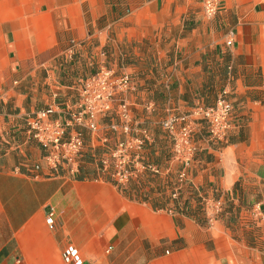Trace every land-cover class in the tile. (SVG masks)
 <instances>
[{"label": "crops", "instance_id": "crops-1", "mask_svg": "<svg viewBox=\"0 0 264 264\" xmlns=\"http://www.w3.org/2000/svg\"><path fill=\"white\" fill-rule=\"evenodd\" d=\"M231 37L229 45L225 39ZM128 72L122 92L142 157L169 171L115 185L93 157L113 111L99 116L74 171L49 172L25 116L74 107L79 79L100 66ZM232 104L225 139L203 142L170 196L177 165L160 121ZM38 163L37 168L33 165ZM203 197L221 210L208 223ZM50 214L52 226L44 217ZM264 264V0H0V264Z\"/></svg>", "mask_w": 264, "mask_h": 264}, {"label": "built area", "instance_id": "built-area-1", "mask_svg": "<svg viewBox=\"0 0 264 264\" xmlns=\"http://www.w3.org/2000/svg\"><path fill=\"white\" fill-rule=\"evenodd\" d=\"M202 12L206 17L212 16L218 7V0H201ZM231 37L224 43L229 45ZM133 87V77L128 72L116 71L108 66H100L94 72L79 79L78 100L74 107H64L59 112L64 117H52L54 106L47 105L25 116L26 133L34 138L42 147V161L49 172L58 166L74 171L85 146V139L78 127L82 126L91 135L99 129V116L113 111L118 121L108 123V131L114 139L102 135L101 151L93 154L101 173L106 175L115 185H123L131 178L145 173L158 174L169 171V166L161 169L157 164L143 159L141 151L143 137L130 134V112L122 92ZM227 90L222 89L213 103L195 105L188 112L169 111L160 121L161 127L169 139V163L177 165L170 196L176 197L179 188L186 182V168L199 148L195 133L202 125L201 141L220 142L225 139L231 125L232 104L227 97ZM38 163L33 165L37 168ZM201 208L205 220L211 223L221 210L217 198L203 197ZM45 223L52 226L50 214L44 217ZM66 264H81L76 252L61 251Z\"/></svg>", "mask_w": 264, "mask_h": 264}]
</instances>
